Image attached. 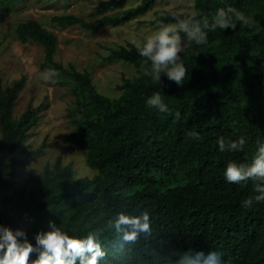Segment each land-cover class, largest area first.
<instances>
[{"label":"trees","instance_id":"16d2710c","mask_svg":"<svg viewBox=\"0 0 264 264\" xmlns=\"http://www.w3.org/2000/svg\"><path fill=\"white\" fill-rule=\"evenodd\" d=\"M23 1L0 0V10ZM157 1L143 0L125 10L128 0H103L93 21L64 15L52 22L85 32L118 28L152 11ZM194 1L193 13L167 12L157 23H174V17L197 12L211 16L228 5L260 23L209 32L207 45L189 43L181 55L188 68L182 86L166 76L160 82L145 76L151 62L138 55L136 45L112 49L107 61L136 70V76L123 79L117 99L102 95L89 72L55 61L58 38L53 32L35 20L19 24V41L40 44L45 51L41 69H55L53 83L69 90L73 104L67 118L74 130L68 140L87 153V165L98 175L78 179L58 159L42 175H31L24 190L16 189L18 168L29 161L21 148L42 108H29L15 119L25 81L0 88V224L25 231L33 242L50 222L69 235L93 231L105 251L102 264H177L187 251H217L223 264H264V203L255 202L252 180L230 184L224 178L229 161L250 164L257 140L264 142V0ZM156 93L169 112L146 105ZM192 132L200 138L188 135ZM221 136H245L248 142L243 151L222 153L216 143ZM249 196L253 204L244 207ZM145 209L150 233L124 241L114 227L116 214L138 216ZM35 258L31 255L29 264Z\"/></svg>","mask_w":264,"mask_h":264},{"label":"rangeland","instance_id":"374dc122","mask_svg":"<svg viewBox=\"0 0 264 264\" xmlns=\"http://www.w3.org/2000/svg\"><path fill=\"white\" fill-rule=\"evenodd\" d=\"M101 1L24 0L12 10H0V88L6 89L22 79L25 81L13 110L15 119H20L29 108H42L38 124L30 130L21 148L29 155V161L18 168L16 189L24 190L31 175H42L58 159L64 166H71L78 179L98 175L88 167L87 153L75 150L68 140V135L74 130L67 118L73 104L69 90L64 85L41 79L44 48L32 41L20 42L16 35L19 24L35 20L53 32L58 38L55 61L66 69L73 66L80 72H89L102 95L117 99L122 95L118 88L123 79L136 76V70L122 61H107L111 50L141 43L145 36L157 29V19L167 12L190 14L195 10L194 0H158L146 15L118 28L95 32H85L78 27L61 29L52 22L54 17L64 15H76L93 21L92 14ZM142 2L128 0L124 9L135 8Z\"/></svg>","mask_w":264,"mask_h":264},{"label":"clouds","instance_id":"9594fccd","mask_svg":"<svg viewBox=\"0 0 264 264\" xmlns=\"http://www.w3.org/2000/svg\"><path fill=\"white\" fill-rule=\"evenodd\" d=\"M174 20V23H161L136 47L138 55L151 62V70L145 71V76H150L153 82H160L162 76H166L178 86L183 85L188 75V68L180 54L184 53L189 43L207 45L209 32L217 29L235 30L238 26L240 29H251L260 23L255 17L231 5L217 8L211 16L199 15L197 12L184 18L174 17ZM56 74L55 69H46L41 73V79L54 82ZM146 105L158 109L160 113L169 112L159 93L147 99ZM176 117L179 119V112ZM188 135L200 138L198 132ZM247 142L245 136L235 140L221 136L216 141L218 150L222 153L243 151ZM224 178L230 184L252 180L257 193L255 202L264 203V142L257 140L256 152L250 164L229 161L224 169ZM252 204V196L242 202L244 207ZM116 217L114 227L123 233L124 241H134L140 234H149L151 231V216L146 209L138 216L120 212ZM99 240L93 231L83 236L69 235L62 226L50 222L49 230L36 233L33 242L28 239L25 231L0 224V264H29L33 254L36 258L31 260V264H102L105 251ZM177 264H223V261L217 251H187L180 256Z\"/></svg>","mask_w":264,"mask_h":264}]
</instances>
